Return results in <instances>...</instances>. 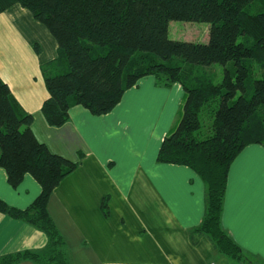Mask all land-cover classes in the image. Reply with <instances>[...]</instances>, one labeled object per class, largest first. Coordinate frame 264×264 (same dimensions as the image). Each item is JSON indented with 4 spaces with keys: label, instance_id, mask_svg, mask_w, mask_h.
<instances>
[{
    "label": "trees",
    "instance_id": "trees-1",
    "mask_svg": "<svg viewBox=\"0 0 264 264\" xmlns=\"http://www.w3.org/2000/svg\"><path fill=\"white\" fill-rule=\"evenodd\" d=\"M14 4L30 10L58 42V57L42 66L49 91L42 113L50 125L66 123L75 105L96 115L110 112L147 75L158 85L181 83L180 118L157 160L187 165L201 176L205 214L191 241L206 235L215 249L239 263L245 254L221 218L232 161L245 146L264 145V0H0V13ZM173 20L208 23V40L172 39ZM216 64L222 67L219 80L203 70ZM203 115L210 119L209 133ZM32 123L33 116L0 78V167L13 187L27 173L42 187L26 209L0 199V212L48 237L45 248L5 255L0 264H73L48 203L79 162L52 152L37 139Z\"/></svg>",
    "mask_w": 264,
    "mask_h": 264
},
{
    "label": "crops",
    "instance_id": "crops-1",
    "mask_svg": "<svg viewBox=\"0 0 264 264\" xmlns=\"http://www.w3.org/2000/svg\"><path fill=\"white\" fill-rule=\"evenodd\" d=\"M57 57V40L30 10L14 4L0 13V78L33 116L37 139L79 162L48 203L73 264H246L221 254L206 235L191 241L205 214V183L187 165L157 160L180 118L181 83L158 85L144 76L110 112L75 105L66 123L53 126L42 113L49 97L42 66ZM41 191L29 173L13 187L0 167V199L7 204L26 209ZM221 221L251 259L247 264H264V145L251 143L232 161ZM47 243L44 231L0 212V259Z\"/></svg>",
    "mask_w": 264,
    "mask_h": 264
},
{
    "label": "rangeland",
    "instance_id": "rangeland-1",
    "mask_svg": "<svg viewBox=\"0 0 264 264\" xmlns=\"http://www.w3.org/2000/svg\"><path fill=\"white\" fill-rule=\"evenodd\" d=\"M208 30H209V25L208 23H204V22L200 23V22L173 20L169 23V36L172 39L203 42L204 33L205 31L208 32ZM203 70H205L206 72L214 73L216 80H219L221 78L222 67L219 64H216L210 68L205 67ZM202 122H203V130L205 131V133H209L210 119L208 118L207 115H203ZM250 260L251 259L249 257L243 255L240 259V262L247 264L248 262H250Z\"/></svg>",
    "mask_w": 264,
    "mask_h": 264
}]
</instances>
